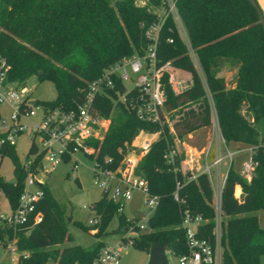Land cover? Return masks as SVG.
<instances>
[{
  "label": "trees",
  "instance_id": "trees-1",
  "mask_svg": "<svg viewBox=\"0 0 264 264\" xmlns=\"http://www.w3.org/2000/svg\"><path fill=\"white\" fill-rule=\"evenodd\" d=\"M161 0H0V54L10 65L9 79L25 86L35 77L51 80L56 97L46 103L73 107L84 98L87 84L104 68L125 57L142 55L147 45L146 26L157 20L155 7ZM190 47L197 57L196 69L188 48L172 19L166 18L157 40V56L169 62L190 79L189 86L174 93L165 82V101L161 124L141 120L123 103L101 102L100 112L110 117V124L99 141L92 142L96 160L108 167L120 164L123 155L141 131L160 130L148 151L140 158L136 173L145 180L150 193L159 197L157 208L149 220L150 230L133 237L132 246L148 253L152 242L167 240V250L175 255L186 252L185 231L181 227L184 210L199 214L205 222L199 227L200 237L212 240L214 210L213 192L205 175L189 179L184 168V139L192 132L211 127L213 111L227 144L236 142L258 145L264 128V30L255 8L248 0H174ZM229 65L236 69L226 82L219 69ZM170 148L177 152L173 163L166 159ZM37 152L36 146L30 148ZM3 154L15 157V147ZM2 154V155H3ZM41 155L35 158L40 162ZM255 167L246 180L233 166L222 190L221 264H259L264 256V228L255 212L264 210V152L256 148L252 154ZM14 181L0 174V192L13 209L23 190L26 170L15 158ZM179 184L177 187L176 184ZM239 185L241 194L236 195ZM35 212L41 221L14 230L0 221V245L15 239L20 251L28 256L23 264H79L91 261L105 244L90 248L71 244L67 231L70 220L65 205L59 203L48 186ZM177 188L178 200L173 193ZM235 188V189H234ZM99 218L98 235L116 212L117 204L104 196L94 202ZM125 224L119 215L117 230ZM87 227V226H85Z\"/></svg>",
  "mask_w": 264,
  "mask_h": 264
},
{
  "label": "built area",
  "instance_id": "built-area-1",
  "mask_svg": "<svg viewBox=\"0 0 264 264\" xmlns=\"http://www.w3.org/2000/svg\"><path fill=\"white\" fill-rule=\"evenodd\" d=\"M137 2L142 4L146 0H137ZM155 10L158 15L157 20L145 28L148 42L144 53L122 58L104 68L87 84L83 100L70 108L31 99L26 86L9 79L10 65L0 54V157L6 148L15 146L16 139L20 135H26L31 142L30 148L35 145L37 151L31 152L29 148L28 159L22 164L26 170L23 190L18 197L17 205L10 209L8 214L0 212V221L14 230H24L27 233L31 227L23 228L24 225L31 220L33 226L42 218L39 212H35V208L44 194L42 188L46 184L44 178L62 162L70 163V171H75L80 164L79 153L93 157V183L100 188L102 196L117 204L116 213L123 216L125 224L119 231L121 237L117 242L113 245L104 244L91 261L82 264H120L121 250L132 246L133 237L138 233L150 230L149 220L159 202V197L149 192L145 180L136 173L135 169L140 158L158 137L160 130L153 132L141 130L132 141L131 148L123 155L120 164L114 168L108 167L112 162L111 159L106 158L104 164L98 162L95 158L96 152L91 145L92 142L102 139L110 124V117L103 115L99 110L101 102L108 99L112 103L128 104L144 121L159 124L167 121L166 116L162 119L165 101L163 77L167 76V82L174 93L182 92L191 83L187 76H182L184 74L180 69L169 62H161L157 56L156 47L160 28L169 17L187 45L196 69L200 70L175 1L161 0ZM210 130V137L199 150V161H191L186 169L190 172L189 179L205 175L210 183L214 210L212 240L199 235V227L205 219L185 209L180 225L185 231L187 250L183 254L175 255L166 249L168 264H221L222 190L229 170L233 166L234 156L239 150L229 149L221 135L214 111ZM142 134L145 137L136 143ZM256 148H261L264 152V128L260 130L259 144L249 146V159L242 164L240 176L246 180H250L253 174L255 162L252 154ZM38 154L41 155L40 162L35 164ZM176 155V150L170 148L165 156L169 163H173ZM176 186L178 187L179 184L177 183ZM134 191L143 195L144 209L140 219L128 218L123 214L125 204L132 200ZM173 197L178 200L177 188ZM98 222L99 218L94 215L86 225L89 227L97 225ZM123 228L127 230L123 232ZM0 246L3 249L0 264L3 260L8 264H23L21 259L28 256L26 251L18 249L15 239ZM171 258L174 261L172 263ZM74 264L79 263L74 262Z\"/></svg>",
  "mask_w": 264,
  "mask_h": 264
},
{
  "label": "rangeland",
  "instance_id": "rangeland-1",
  "mask_svg": "<svg viewBox=\"0 0 264 264\" xmlns=\"http://www.w3.org/2000/svg\"><path fill=\"white\" fill-rule=\"evenodd\" d=\"M233 68L231 66L226 69L223 68L222 70H220V68L218 74L227 77L231 76L235 69ZM198 71L202 75L201 70ZM182 76H186V74ZM25 86L30 93V98L33 100H37L39 102H49L53 101L56 97L55 85L49 79L39 81L35 77H32L26 82ZM210 128L211 127H207L206 132L204 129H199L196 135H194L191 139L185 138L183 142H186L187 144L195 143L196 145H198V147L203 146L206 143V138H209L211 135ZM257 128L262 131L263 125L261 123H258ZM143 137H145L143 134L140 135L136 143H139V141ZM30 145L31 142L26 135H20L16 139V144L14 146V158L19 164H23L28 159ZM228 146L231 150H239V152L234 156L233 168L240 174L243 162H246L249 159V145L244 143L232 142L229 143ZM181 148H184L183 145L181 146ZM194 153L195 152H193V155ZM14 158H12L8 154H3L0 157V174L6 181H14ZM78 159L80 160V164L75 171H70V163L62 162L51 174L44 178V180L46 181V185L48 186L52 195L59 203L65 205L66 211L70 216V220L67 222L66 227L68 233L73 238V242H64L60 245H57L55 248L61 249L64 246H68L71 244H78L82 247L90 248L100 241L105 244L113 245L121 237L120 232L117 230L119 225L118 213L115 212L112 215L109 222L105 226L103 235H98L97 225H91L89 227L86 225L88 220L95 215L93 204L100 198L101 190L99 187L94 185L92 179L94 158L86 154L79 153ZM189 165L190 163H187V166H185L184 163V168L188 169ZM235 188L237 189L236 195H234V197L237 198L241 194V188H238L237 186H235ZM142 197L143 195L140 192H133L132 200L125 204L123 210V214L126 217L138 219L142 217V210L144 209ZM0 212L4 214H8L10 212L9 203L3 192H0ZM255 214L258 217L260 227L264 228V210H259L255 212ZM93 228L94 230H92ZM2 254L3 249L0 246V258L2 257ZM170 262H174L172 258L170 259ZM147 263L148 253L146 251L134 246H128L126 249L121 250L120 264ZM2 264L8 263L6 260H3ZM46 264L57 263L50 261ZM259 264H264V256L260 257Z\"/></svg>",
  "mask_w": 264,
  "mask_h": 264
},
{
  "label": "water",
  "instance_id": "water-1",
  "mask_svg": "<svg viewBox=\"0 0 264 264\" xmlns=\"http://www.w3.org/2000/svg\"><path fill=\"white\" fill-rule=\"evenodd\" d=\"M248 2L255 8L258 13L261 26L264 30V15L259 8L256 0H248ZM127 228H123L122 231H126ZM167 240L163 242H152L148 251V263L147 264H168V258L166 254Z\"/></svg>",
  "mask_w": 264,
  "mask_h": 264
},
{
  "label": "crops",
  "instance_id": "crops-1",
  "mask_svg": "<svg viewBox=\"0 0 264 264\" xmlns=\"http://www.w3.org/2000/svg\"><path fill=\"white\" fill-rule=\"evenodd\" d=\"M256 2L258 3V5H259V8L261 9V11H262V13H263V15H264V0H256ZM228 67H230L229 65H226V66H224V67H222L220 70H222L223 68H228ZM233 68V67H232ZM234 69V68H233ZM235 71H236V69H234V71H233V73L231 74V76H224V75H219V76H222L224 79H225V81L226 82H228V81H230L232 78H233V75H234V73H235ZM201 129H204L205 130V132L207 131V129H206V127L205 128H201ZM199 130V129H198ZM198 130H196V131H194V132H192L191 134H189L186 138L187 139H191L194 135H196L197 134V131ZM207 140H208V138H206ZM206 140V141H207ZM205 141V142H206ZM204 142V143H205ZM182 145H183V147L184 148H182V150H183V153H184V159H185V166H187V163H191V161L192 162H198L199 161V158H198V154H199V150H200V148L202 147H198V145H196L195 143H192V144H187L186 142H182ZM193 152H195L194 153V155H193ZM238 188H240L238 185H236ZM240 191V190H239Z\"/></svg>",
  "mask_w": 264,
  "mask_h": 264
}]
</instances>
